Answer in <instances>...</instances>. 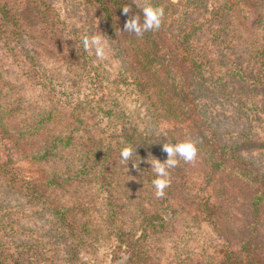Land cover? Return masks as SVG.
<instances>
[{
  "label": "trees",
  "instance_id": "obj_1",
  "mask_svg": "<svg viewBox=\"0 0 264 264\" xmlns=\"http://www.w3.org/2000/svg\"><path fill=\"white\" fill-rule=\"evenodd\" d=\"M85 1L95 9L100 19L99 27L114 40L120 53L129 58L137 92L153 116L175 123L166 131L163 140L168 143L195 140L199 149L197 156L190 162L178 158V164L169 169L170 183L164 195L158 197L152 183L155 173L150 168L149 160L155 159L151 154L153 144L162 139L145 135L131 119L120 126L109 124L108 132L102 129V134L92 137L91 129L87 126L89 124L85 123L82 115L89 110L90 114L102 110L104 99L85 94V103H77L79 106L75 107L48 95L30 101L28 91L22 89L28 85L23 74L16 75L19 85L16 86L14 80L13 86L0 73V130L14 139L7 138L9 141L29 149L31 163L42 166L40 179L44 183L39 186V182L24 179L7 161L0 159V187L41 204L43 209L39 210L40 214L52 215L55 219L52 220L51 233L59 235L62 231V243L69 254L77 259L80 251L95 247V237L101 230L97 222L103 214H94L87 201L75 200L70 188L84 189L88 187L84 184L101 180L106 184L105 203L112 209L108 218L124 223L123 215L137 210L143 215L140 222L145 221L146 230L155 236L171 228V221L158 214L159 209L165 208L168 199L189 200L184 192L185 184L176 183L180 180L187 182V171L193 169L202 172V179L211 188L212 194L205 200L191 198L188 210L185 209L187 214L191 212L190 207L195 205L209 220L216 234L222 237L224 231L235 239L248 264H264V174L255 163L241 155V150L249 148L253 142H249L247 133L241 135L243 139L240 142L222 144L215 128L218 121L214 118L225 115L226 110H215L216 107L202 97L205 94L209 101L218 102V96H223L220 104L224 106L240 103V99L251 90H258L264 97V63L261 61L264 58L256 55L257 45H262L258 41L262 33L258 27H264V21L257 15L244 14L246 21L240 26H233V32L237 33L233 34L235 41L229 52L224 53L220 52L224 41L218 39V35L223 29L225 34H229L227 28L219 30L214 26L204 27L201 22H188L181 17L185 10H181L172 0H166L165 4L149 0L151 4L163 7L165 15L159 29L148 31L140 37L126 31L125 24L141 11L145 3H139V0ZM245 1L251 4L255 0ZM125 7L130 9L129 12H124ZM231 10L225 0L223 14ZM235 11L242 13L245 10L240 8ZM19 27L21 30L28 27L38 31L33 33L44 37L47 42L45 48H56L66 61L68 70L67 62L73 66L74 79L77 77L73 86L79 85L82 89L88 82L93 89L91 73H84L86 62L80 61V56L85 55L82 45L68 42V38L59 34L58 13L50 0H0V57L6 54L17 56L15 48L9 45L14 35L19 36ZM246 33H251L257 44L256 41L252 42L249 56L243 60L253 59L254 64L260 66L256 75L253 70L241 72L242 59L234 52L241 40L240 35ZM245 62L247 66L250 65V61ZM31 70L30 73L25 72L27 80L37 79L35 69ZM205 70L210 71L204 75ZM37 84L32 86H41L40 82ZM103 88L94 89L104 95ZM244 105L246 102L241 104ZM105 114L109 117L114 115L111 110H106ZM122 115L123 112L120 117ZM244 116L246 118V113ZM55 126L62 130L54 131ZM67 128L72 130L66 131ZM125 146L134 149L130 160H134L139 168L133 167L132 161L122 160L121 150ZM77 152L81 153L80 158L75 157ZM166 159L164 157L163 161ZM231 187L235 191H231ZM100 196L102 198V194ZM95 198V192L89 195L93 205L96 204ZM81 226L85 231L78 229ZM6 227L3 224L0 229ZM11 229L14 227L11 226ZM9 239V234L0 236V264H28V259L16 256L8 246L9 242L13 243ZM135 242L137 245L140 243L137 239ZM235 255L224 254L220 264H245ZM43 260L46 259L40 261Z\"/></svg>",
  "mask_w": 264,
  "mask_h": 264
},
{
  "label": "rangeland",
  "instance_id": "obj_2",
  "mask_svg": "<svg viewBox=\"0 0 264 264\" xmlns=\"http://www.w3.org/2000/svg\"><path fill=\"white\" fill-rule=\"evenodd\" d=\"M50 1L58 13L59 34L68 38L70 40L68 42L72 43L73 41L76 45H82L81 41L85 35L96 34L101 36L106 44L104 59L98 58L94 49L85 51L82 46L85 55L80 56V61L86 62L87 67L84 73L87 71L91 73L90 80L93 89L88 82L82 89L79 88V85L73 86L72 83L77 79V77L74 79L76 75L73 74V66L67 62L70 69L68 70L66 61L63 60L62 55L60 56L59 51L53 47L45 48L47 42L44 37L39 33H33V31H38L28 29V27L22 28V30L21 27L19 30L15 28L20 33L19 36H13L14 39L12 38L9 46L15 48L17 56L13 54L1 56L0 73L12 82L13 86H15L14 80L16 86L19 85L16 77L19 73L23 74L28 87H22V89L25 88L28 91L27 98L30 101L39 100V98L48 95L47 97L54 96L65 100L70 103V106L75 107L79 106L77 103H85L84 100H87L85 94L91 98L94 96L95 99H104L105 105L102 110H97V112L95 110L93 114H90L89 110L87 114L82 115L85 123L89 124L87 126L91 129L92 137L95 134L97 136L102 134V129L104 132H108L109 124L120 126L131 119L134 126L145 135H154L162 139L153 144L151 154L154 158L163 161V158L168 156L163 150V145L166 142L163 137L168 129L174 127L175 123L153 116L137 92L128 64L129 58L120 53L114 40L99 27L100 21L98 20L100 19L95 14V9L85 0ZM155 1L160 4L166 3V0ZM172 1L181 10H185L181 17L188 22H201L205 25L204 27L209 25L210 28L214 26L219 30L227 28L226 32L229 34H225L223 29L218 35L220 36L218 39L224 41L220 51H224V53L229 52V48L235 41L233 34L237 33L233 32V26H240L246 21V18H243L244 14L257 15L261 21H264V0H255L251 4L246 3L245 0H227L228 6H231L232 9L228 14L222 12L225 0ZM140 2L148 4L149 0H139ZM240 8L245 11L242 13L235 11ZM220 15L222 17L217 20ZM258 28L260 33L262 32L261 38H258L262 45L261 47L257 45L256 55L264 58V27ZM240 36L241 40L238 41L234 52L242 59L243 70L241 72L253 70L256 75L260 71L258 69L260 66L254 64L253 59L243 60L249 56L251 44L256 40H253L251 33ZM252 47L254 48V45ZM245 61H250V65L247 66L248 63ZM261 61L264 63V59ZM31 69H35L37 79L27 80L25 72L29 71L30 73L33 71ZM209 71L205 70L203 74L206 75ZM76 72L80 74L79 70ZM37 82H40L41 86H32V84L38 85ZM102 87H104V95L94 89L99 90ZM43 89L45 91H42ZM199 94H201V89ZM202 97L214 105L215 110H226L225 115H216V119L214 118L218 121L215 123V128L219 133L221 143L240 142L243 139L241 135L248 133V140L253 142V145L242 149L241 155L246 160L255 163L264 174V97L260 95V92L251 90L240 99V103L226 106L220 104L224 100L223 96H218V102L209 101L205 94H202ZM245 102L246 105L241 106ZM106 110H111L114 115L109 117L105 114ZM121 112L123 115L120 117ZM244 112L247 115L246 118ZM76 126L79 128L78 125ZM71 128H67L66 131L72 130ZM57 130H62V128L55 126L54 131ZM7 138L12 139L0 130V159L3 162L7 161L6 163L10 164L12 169L24 179L39 182V186L44 185L40 179L42 166L31 163L29 149L26 146H19ZM80 152L75 153L76 158H80L82 153ZM189 170L187 171L189 177L186 179L187 182L180 180L176 183L185 184L184 192L187 193L189 200L185 202L179 198L168 199L169 202L165 208L159 209L158 214L168 222L171 221V228L160 231V234L157 233L158 235L153 236L151 231L146 230L145 221L140 222L143 215L134 209V211L123 215L124 223L109 219L108 216L112 214V209L108 208L105 203L106 184L101 180H94L84 184L88 186L84 189L70 188L69 190L75 200L87 201V205L92 207L91 210L94 214H103L102 219L97 222L101 230L95 237V247L91 246L87 250L80 251L79 259L69 254L62 243L64 241L62 231L59 235L51 233L52 220L55 221V219L52 215L40 214L39 210L43 209L41 204L30 202L22 194L9 193L2 186L0 187V227L3 224L7 227L3 230L0 229V236L9 234V240L13 243L9 242L8 246L16 256L28 259V264H220V260L224 259V254L234 253L236 257L248 264L247 257L241 252L235 239L227 236L224 231H222V237L216 234L214 228L209 224V220L204 218V214L196 209L195 205L190 207L191 212L187 214L185 209L188 210L191 198L205 200L212 194L211 188L202 179V172ZM223 183H225V179H223ZM233 190L231 187V191ZM94 192L96 204L93 205L89 200V195H94ZM100 194H102V198ZM69 195L70 193L68 197ZM11 226L14 229H11ZM78 229L85 231L82 226ZM136 239L140 242L138 245L135 242ZM262 241H264L263 238ZM43 258L46 260L40 261Z\"/></svg>",
  "mask_w": 264,
  "mask_h": 264
},
{
  "label": "clouds",
  "instance_id": "obj_3",
  "mask_svg": "<svg viewBox=\"0 0 264 264\" xmlns=\"http://www.w3.org/2000/svg\"><path fill=\"white\" fill-rule=\"evenodd\" d=\"M129 8L125 7L124 12H129ZM142 13V19H141ZM165 12L164 8L153 5L151 3L146 4L141 11L129 19L125 24L126 31L135 33L138 37L143 36L148 31H154L160 28ZM85 51L95 50V54L98 58L104 59L106 56V44L103 38L96 34L85 35L81 41ZM163 150L168 154L167 159L161 161L158 158L149 160L151 167L155 173V178L152 181L156 195L163 196L164 190L168 187L169 169L174 168L178 162V158H182L186 162L194 160L199 151L197 142L195 140L177 141L175 143L165 142ZM136 151V149H135ZM134 152L132 146H125L121 150V158L124 161H132L133 167L139 168L134 160H130ZM142 161H140L141 164Z\"/></svg>",
  "mask_w": 264,
  "mask_h": 264
}]
</instances>
